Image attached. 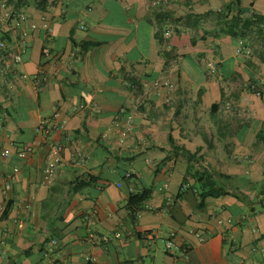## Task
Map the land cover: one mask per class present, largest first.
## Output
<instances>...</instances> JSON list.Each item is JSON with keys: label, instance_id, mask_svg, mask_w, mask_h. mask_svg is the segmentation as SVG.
<instances>
[{"label": "crops", "instance_id": "obj_1", "mask_svg": "<svg viewBox=\"0 0 264 264\" xmlns=\"http://www.w3.org/2000/svg\"><path fill=\"white\" fill-rule=\"evenodd\" d=\"M238 9L264 0H0V264H264V49L221 33ZM188 163L229 193L198 207Z\"/></svg>", "mask_w": 264, "mask_h": 264}, {"label": "trees", "instance_id": "obj_2", "mask_svg": "<svg viewBox=\"0 0 264 264\" xmlns=\"http://www.w3.org/2000/svg\"><path fill=\"white\" fill-rule=\"evenodd\" d=\"M33 1L38 9H41V10L45 9L47 0H33ZM241 13H242L241 10L238 9L235 14L236 17H234L228 24L225 25L224 28H222L221 33H225L226 35H229L231 38L240 39L243 36H245L244 31L246 29H249V33L250 34L253 33L255 35L254 40H259L261 42V46L264 49V17L260 15L252 14L250 17L241 18L240 17ZM2 41H5V40H2ZM2 51L4 52L5 49H2ZM253 55L255 56L258 55L260 60L264 61V50L262 49L254 50ZM258 92H259V95H262L263 90L260 89ZM259 137L262 138V134H259ZM187 157L189 159L188 161H192L194 159V154L187 152ZM192 165L193 164L188 163L187 171L191 174L195 182L194 188L196 189L197 195L199 198V201L197 204L198 207H202L204 205V200L207 197H218L220 195L229 193V191H227L218 182L222 178H227V175H224L222 173H217V172H210V170L207 168H200L199 170L196 169L194 170V172H191ZM150 194H151L150 188H144L141 191L136 192V193H129L127 197V204L129 206L137 205L140 202L147 199L150 196ZM180 195L181 193L179 192V196Z\"/></svg>", "mask_w": 264, "mask_h": 264}, {"label": "built area", "instance_id": "obj_3", "mask_svg": "<svg viewBox=\"0 0 264 264\" xmlns=\"http://www.w3.org/2000/svg\"><path fill=\"white\" fill-rule=\"evenodd\" d=\"M166 1V0H165ZM24 19H25V16L23 15V14H20V16H19V18H18V23H22V21H24ZM0 48L1 49H5V51L7 50V47H6V43H5V41H2V40H0ZM45 52H47L46 50H45ZM7 56H10V58L12 59V62L13 63H18V62H20V60H21V58H20V55L18 54V53H10V51H6V57ZM261 85L260 84H256L255 86H254V88H255V90H256V93L257 94H259V90H260V87ZM59 152H60V147H59V145L58 144H56V143H53L52 145H51V149H50V151H49V153H48V157H47V164H46V166H45V168H44V172H45V174H46V176L49 178L50 176H52V174L54 173V171H55V168H56V166H57V164H58V161L60 160V156H59ZM3 155H7V153L6 152H3L2 153ZM23 154V152L22 153H20L19 155H22ZM14 171H17V168H14ZM9 187V185L8 184H6L5 185V188H8ZM85 220H86V222H87V224H88V226H89V228H88V231H87V237L89 238V240H93L94 238H95V235H94V232H93V230H92V228L90 227V217L88 216V215H86L85 216ZM144 237L147 239V240H152V239H154L155 237H156V234H154L153 232H147V233H145V235H144ZM93 242V241H92ZM51 243L52 244H57V240L56 239H53V240H51ZM173 246V242H172V240L170 239H166L165 240V247L167 248V249H169V248H171ZM85 260L86 261H91V260H93V257L92 256H89V255H86L85 257Z\"/></svg>", "mask_w": 264, "mask_h": 264}, {"label": "rangeland", "instance_id": "obj_4", "mask_svg": "<svg viewBox=\"0 0 264 264\" xmlns=\"http://www.w3.org/2000/svg\"><path fill=\"white\" fill-rule=\"evenodd\" d=\"M252 34V36L254 37V39H255V35L253 34V33H251ZM250 34V35H251ZM165 243H163L161 240H158V242H157V245H158V248H159V252L161 253V254H165L164 253V249H165V245H164ZM178 264H191V263H189V261L188 260H183V261H180V262H178Z\"/></svg>", "mask_w": 264, "mask_h": 264}]
</instances>
